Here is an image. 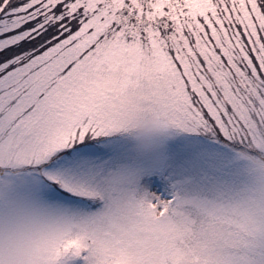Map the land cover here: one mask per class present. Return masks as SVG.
Returning a JSON list of instances; mask_svg holds the SVG:
<instances>
[{"label": "snow or ice", "instance_id": "obj_1", "mask_svg": "<svg viewBox=\"0 0 264 264\" xmlns=\"http://www.w3.org/2000/svg\"><path fill=\"white\" fill-rule=\"evenodd\" d=\"M0 264H264V0H0Z\"/></svg>", "mask_w": 264, "mask_h": 264}]
</instances>
